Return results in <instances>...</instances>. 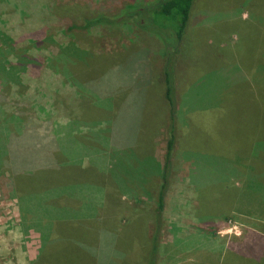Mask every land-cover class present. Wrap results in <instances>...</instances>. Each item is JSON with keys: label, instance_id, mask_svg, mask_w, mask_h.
<instances>
[{"label": "rangeland", "instance_id": "rangeland-1", "mask_svg": "<svg viewBox=\"0 0 264 264\" xmlns=\"http://www.w3.org/2000/svg\"><path fill=\"white\" fill-rule=\"evenodd\" d=\"M153 2L156 0H0V107L9 111L21 102L34 103L45 110L38 116L49 127L63 125L68 118L77 123L69 142L60 138L76 163L88 166L81 173L88 183L78 186L75 202L88 205L101 193L107 194V202L121 199L120 214L126 222L129 218L131 226L136 223L137 246L146 228L143 220L155 207L167 138L161 40L134 25L103 24L68 34L64 27L97 14H116L127 6ZM192 10L191 28L183 36L184 49L176 63L181 66L177 87L183 89L177 99L181 137L173 155L161 241H165L166 223L172 225L180 211L200 208L223 213L230 209L227 197L231 194L242 199L237 209L248 216L237 219L264 228V175L256 178L247 168L250 154L264 156L251 149V137L264 142V91L250 89L252 83L264 86V0H195ZM87 49L99 56L90 65L82 61ZM122 53L125 56L118 63L115 58ZM19 60L17 67L8 66ZM252 61L259 63L249 69ZM61 66L70 77L59 71ZM127 88L137 98L130 100L136 105L126 125L128 135L122 122L117 139L109 142L108 122L117 118ZM210 136L216 137L215 156L204 153V142ZM223 143H232L233 149L220 155ZM256 162L264 174V161L257 158ZM1 168L0 264H36L41 237L24 223L27 211L39 210L42 202L16 198ZM228 174L233 189L228 186L218 191L216 208L214 202L197 201V193L213 192L208 179L226 182ZM102 207L103 203L98 209ZM152 226L149 222L148 230ZM162 260L165 263L164 255Z\"/></svg>", "mask_w": 264, "mask_h": 264}, {"label": "trees", "instance_id": "trees-1", "mask_svg": "<svg viewBox=\"0 0 264 264\" xmlns=\"http://www.w3.org/2000/svg\"><path fill=\"white\" fill-rule=\"evenodd\" d=\"M193 3L194 0H156L151 4L127 6L116 14H97L85 18L81 24L71 23L64 27V32L68 34L76 29L86 30L103 24L114 27L134 25L143 31L155 33L161 40L163 60L160 78L166 104L167 138L155 207L152 215L143 220L146 228L143 227L139 246L134 244L138 236L136 223L131 226L129 218L126 222L120 214L121 199L114 200V203L107 202V194L105 196L101 193L97 200H89L88 205L78 206L75 202L78 186L88 183L86 176L81 174L88 166H79L72 153L64 149L60 138L62 136V139L66 138V142H69L75 136L72 130L76 129L77 123L68 118L62 122L63 125L49 127L47 120H40L38 116L44 114L45 110L42 106L39 110L34 103L21 102L9 111H3V107H0L1 169L8 175L9 186L16 198L22 201L31 198L42 202L39 210L27 211L24 223L29 229L36 230L41 237L36 264H155L170 187L173 155L181 137L175 94L176 63L189 25ZM124 56L125 53H122L115 59L119 63ZM97 57L99 56L96 53L87 49L83 51L82 61L90 65ZM18 64H21L20 60L15 65L8 66L13 68ZM59 71L70 77L69 71L63 66ZM20 96L24 98L26 93L21 92ZM108 125L111 131L107 140L113 142L117 139L120 122L113 118L109 119ZM124 131L126 132V127ZM215 139L216 137L210 136L205 140L204 153L212 156L218 153ZM256 140V137H252L251 149L264 153L260 142ZM229 147L233 149V144L223 143L220 155L227 152ZM248 158L253 164L250 170L252 176L259 178L264 175L262 165L256 162L257 158L264 161V156L262 158L255 154L252 157L250 154ZM212 184L211 181L209 186H213ZM102 203L103 207L98 209ZM32 217H35L36 223L32 222ZM149 222L153 225L151 230H148ZM52 246L53 249L49 250Z\"/></svg>", "mask_w": 264, "mask_h": 264}, {"label": "crops", "instance_id": "crops-1", "mask_svg": "<svg viewBox=\"0 0 264 264\" xmlns=\"http://www.w3.org/2000/svg\"><path fill=\"white\" fill-rule=\"evenodd\" d=\"M192 13L193 10L191 9V15ZM242 18H244V16ZM190 24L191 16L189 20V25ZM189 28H191V26H189ZM186 32L184 34L185 37ZM184 42L185 39L182 40L181 49H184ZM258 53V51L255 52V54ZM184 61L182 63L183 69L186 65V61ZM258 63L259 61L254 65V61H252L249 69H251V66H257ZM180 69L181 66L180 68L176 66V75L180 72ZM255 71L256 70L253 68L251 74H256ZM192 88L193 86L190 85V89ZM190 89L188 86V90ZM250 89L251 91H264V86L259 83L256 85L252 83V88L250 86ZM180 90H183L182 85L177 87L176 83V99H178L179 94L181 93ZM252 94L256 95L255 93ZM124 96L125 97H123V101L121 102L122 104H120L117 112V121L120 122V125L124 122L123 128H125L127 123L131 121L130 119L135 113V110L132 111V108H135L136 103L132 104L130 100L137 101L135 93H132L128 88L125 90ZM187 96H189V94H187ZM251 97L254 98L252 95ZM218 98L219 97H216V99ZM177 111V120L180 128L178 103ZM197 115L199 114H191V116ZM196 120L203 122L206 121L204 117H196ZM126 135L128 134L126 133ZM209 135L215 134L213 133ZM259 144L261 149H264V142ZM247 168L251 170L253 164L250 162ZM231 180H233V178L230 175L229 178L226 179V182H217L213 180V187L211 188L213 192L197 193V201L199 203L214 202L215 205L213 204V206L216 208V202L219 201L220 197L218 191L227 190L228 186L233 189ZM210 182L211 180L208 179L207 185H209ZM236 197L233 194L227 197L230 209L223 213L209 210L206 211L203 209L201 211L200 208L196 210L183 209L180 211V215L177 216V219L172 221V225L169 223H166L165 225V241H161L160 238L158 251L155 256V264H264V228L260 229L248 225L249 223L244 222L242 218L239 220L237 219L239 216L245 218L248 216L247 213L237 209V203L242 199H239L238 196ZM238 211H241L242 213H239ZM163 249L164 252H162ZM163 255L165 257V263H163L162 260Z\"/></svg>", "mask_w": 264, "mask_h": 264}]
</instances>
